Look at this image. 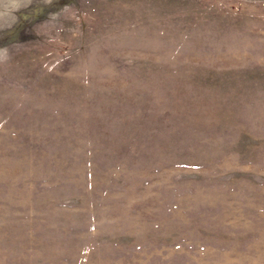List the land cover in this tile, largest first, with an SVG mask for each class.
I'll use <instances>...</instances> for the list:
<instances>
[{
  "label": "rangeland",
  "instance_id": "1",
  "mask_svg": "<svg viewBox=\"0 0 264 264\" xmlns=\"http://www.w3.org/2000/svg\"><path fill=\"white\" fill-rule=\"evenodd\" d=\"M14 14L0 264H264V0Z\"/></svg>",
  "mask_w": 264,
  "mask_h": 264
},
{
  "label": "clouds",
  "instance_id": "2",
  "mask_svg": "<svg viewBox=\"0 0 264 264\" xmlns=\"http://www.w3.org/2000/svg\"><path fill=\"white\" fill-rule=\"evenodd\" d=\"M30 3V0H7V5L11 8V13L0 12V27H11L18 22V17L15 16V12L19 11L22 7H26ZM5 5V0H0V6ZM7 17V18H6Z\"/></svg>",
  "mask_w": 264,
  "mask_h": 264
}]
</instances>
